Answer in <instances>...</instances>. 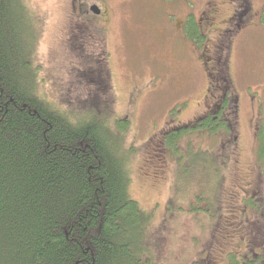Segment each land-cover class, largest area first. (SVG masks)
Instances as JSON below:
<instances>
[{
  "label": "rangeland",
  "instance_id": "1",
  "mask_svg": "<svg viewBox=\"0 0 264 264\" xmlns=\"http://www.w3.org/2000/svg\"><path fill=\"white\" fill-rule=\"evenodd\" d=\"M25 1L37 18L31 58L40 73L38 92L44 101L56 107L67 99L81 106L86 98L100 97L113 128L121 121L128 124L120 133L123 162L127 158L131 196L152 216L148 237L153 264L204 259L231 264L233 253L244 264L245 252L264 254V167L256 157L257 127L264 124V0H249L241 26L230 16L236 9L240 12L245 0ZM93 3L103 15L90 16L86 32H95L98 44L87 41L78 47L76 10L79 4L89 8ZM191 14L208 16L201 23L208 35L203 46L207 62L200 60L202 47L198 51L187 35ZM104 60L111 88L99 91L98 81L84 72L101 68ZM225 89L237 96L240 108L234 152L227 160L229 149L217 153V169L204 164L181 175L177 157L165 145V131L204 116ZM202 137L193 136L196 149L216 152L221 146L218 138ZM188 142L186 134L185 152ZM116 151L119 156L120 149ZM196 186L212 201L220 192L223 223L217 229L218 216L207 211L208 201L199 204L194 198ZM247 197L254 205L244 213L237 205ZM246 216L257 223L254 230Z\"/></svg>",
  "mask_w": 264,
  "mask_h": 264
},
{
  "label": "trees",
  "instance_id": "2",
  "mask_svg": "<svg viewBox=\"0 0 264 264\" xmlns=\"http://www.w3.org/2000/svg\"><path fill=\"white\" fill-rule=\"evenodd\" d=\"M262 11L264 19V5ZM188 18L187 35L198 51L202 47L199 57L207 62V31L194 14ZM36 20L25 0H0V264H153L148 237L152 216L131 196L127 158L123 162L120 133L128 124L121 121L113 128L100 97L86 98L81 106L67 99L56 107L44 101L31 58ZM102 65L84 72L98 81L99 91L111 88L105 60ZM239 110L237 96L225 89L204 116L165 131V145L177 157L181 175L204 164L217 169V153L224 149H229L227 160L238 142L233 129H238ZM193 136L222 143L216 152L196 149ZM256 141L262 168L264 124L257 127ZM201 149L207 150L196 152ZM192 189L197 203H209L208 209L198 210L218 216L217 229L223 223L220 192L212 201L199 186ZM250 199L243 198L237 208L244 212L254 205ZM246 217L254 230L256 222ZM245 254L244 264L264 263L260 252ZM230 256L235 258L231 264H238L236 254ZM213 263L204 259L191 264Z\"/></svg>",
  "mask_w": 264,
  "mask_h": 264
},
{
  "label": "flooded vegetation",
  "instance_id": "3",
  "mask_svg": "<svg viewBox=\"0 0 264 264\" xmlns=\"http://www.w3.org/2000/svg\"><path fill=\"white\" fill-rule=\"evenodd\" d=\"M94 4V3H93ZM92 4V5H93ZM244 5V8L241 6V5ZM91 5V4H90ZM91 5V6H92ZM241 5L239 6V13H238V10L236 9V12L235 13H232V15L230 16L231 18H233L235 20V24L238 23L240 26L242 24V22L244 21V19L248 16L247 13L250 9V1L249 0H245L244 3L241 2ZM80 7L77 8L76 10V13L78 15V22H79V25H78V34L76 35V37L74 38V44L78 47H82L84 44H86L87 41H91V44L92 45H96L98 43H96L98 41V35L95 34V32L93 33H87L86 32V26L88 24H90V16L88 15L89 13L93 16V17H96V16H101L102 17V13H103V9L101 8V12L99 14H94L90 7L87 8V7H84L82 6V4H79ZM239 16V21H237V17ZM208 16H205V17H201V18H196V21L198 22L199 26L202 27V22L205 21V19L207 18ZM189 19V18H188ZM92 20V18H91ZM95 24V22L93 23ZM88 28V26H87ZM103 28L100 27V30L99 31H102ZM99 33V32H98ZM227 33V32H226ZM100 35V34H99ZM93 38H95V41L93 40Z\"/></svg>",
  "mask_w": 264,
  "mask_h": 264
},
{
  "label": "water",
  "instance_id": "4",
  "mask_svg": "<svg viewBox=\"0 0 264 264\" xmlns=\"http://www.w3.org/2000/svg\"><path fill=\"white\" fill-rule=\"evenodd\" d=\"M91 10H92L94 13H97V14H99V13L101 12L99 6H98V5H95V4L91 6Z\"/></svg>",
  "mask_w": 264,
  "mask_h": 264
}]
</instances>
